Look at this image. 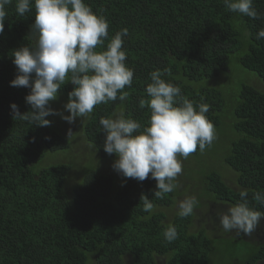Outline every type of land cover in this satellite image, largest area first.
<instances>
[{
	"label": "trees",
	"instance_id": "1",
	"mask_svg": "<svg viewBox=\"0 0 264 264\" xmlns=\"http://www.w3.org/2000/svg\"><path fill=\"white\" fill-rule=\"evenodd\" d=\"M85 3L106 17L110 38L128 28L123 47L134 77L131 87L122 90L126 93L123 101L118 93L116 101L95 106L90 118H79L80 133L70 138L65 125L57 124L60 116L47 117L52 121L49 127L13 118L12 103L21 114L31 110L25 102L30 89L12 87L10 82L17 75L12 52L35 44L31 33L35 8L21 17L15 11V0L6 6L8 15L0 34V264L264 261V219L250 236H237L223 232L217 216L218 211L240 201L241 189L249 190L250 206L264 211V205L252 199L255 191L264 192V91L244 84L236 104L227 106L221 91L198 85L203 80L226 78L223 73L233 54H238L237 62L245 70L264 81V38L256 39L264 28V0H254L262 14L255 20L230 12L223 0ZM237 23L248 32L243 40L245 34ZM156 69L170 71L164 78L179 85L189 100L210 106L207 116L216 130L210 146L204 151L198 147L182 161L178 188L163 199L154 197L155 180L139 182L108 170L107 164L117 157L104 151L105 136L99 124L101 117L110 116L120 106L126 116L147 126L150 110L147 106L141 109L140 100L149 98L145 89ZM72 90L68 83L59 92L66 103ZM51 107L63 111L55 100ZM57 153L66 155L64 163L39 167L47 156ZM90 160H94L92 166L87 165ZM142 194L156 205L151 219H144L149 214L142 211ZM186 195L197 196L199 204L193 215L181 218L176 214L177 202ZM169 223L178 232L172 242L164 237ZM227 237L232 238L228 243L232 259L220 246ZM238 256L242 259L236 260Z\"/></svg>",
	"mask_w": 264,
	"mask_h": 264
},
{
	"label": "clouds",
	"instance_id": "2",
	"mask_svg": "<svg viewBox=\"0 0 264 264\" xmlns=\"http://www.w3.org/2000/svg\"><path fill=\"white\" fill-rule=\"evenodd\" d=\"M12 2L0 0V34L4 33L8 15L6 6ZM223 3L230 12L250 19L262 16L254 0ZM33 5L35 21L31 33L35 44L12 52L17 75L10 82L12 87L30 89L25 102L31 110L21 114L18 105L12 103L13 118L27 120L36 127H49L52 121L47 117L60 116L71 125L77 118H90L95 106L116 101L118 93L123 101L126 93L122 90L131 87L134 77V69L126 64L127 52L123 47L128 28L110 38L108 20L94 12L85 0H15V11L23 17L32 11ZM261 38L264 28L256 34V39ZM165 72L170 75V71L160 69L150 73L151 82L145 89L149 98L140 100L141 109L147 106L150 110L147 126L126 116L120 106L99 121L105 136L104 151L117 157L113 169L125 179L155 180L156 199L177 190L182 161L198 147L204 151L216 138L214 124L207 116L210 106L185 97L179 85L164 78ZM68 83L73 90L68 93L63 111H58L51 107V102L58 99L62 86ZM67 134L72 136L71 128ZM248 192L241 189L239 202L217 212L224 232L250 236L264 219V211L250 206ZM252 199L264 205V192L255 191ZM141 202L142 211L149 214L144 219H151L156 205L146 194L141 195ZM198 204L197 196L186 195L177 202V216L193 215ZM164 237L169 242L177 239L174 224L167 225ZM260 263L264 261L257 264Z\"/></svg>",
	"mask_w": 264,
	"mask_h": 264
},
{
	"label": "rangeland",
	"instance_id": "3",
	"mask_svg": "<svg viewBox=\"0 0 264 264\" xmlns=\"http://www.w3.org/2000/svg\"><path fill=\"white\" fill-rule=\"evenodd\" d=\"M237 27L241 30L242 34H245L242 37V40L245 38V36L248 37V32L243 31L242 27L240 26L239 23H237ZM238 58V54H233L232 57L229 59V63H228V71L224 72V76L226 78H214V79H210V80H203L201 82H198V85L202 86V87H213L218 89L219 91L222 92L223 96H224V100L227 106H233L236 104V100L238 97V94L240 93L241 87L244 84H250L252 86H258L259 88H261L262 92L264 91V81L255 73L250 72L245 70L238 62L237 59ZM251 80V81H250ZM215 84L214 86H209V84L211 82H214ZM250 81V82H249ZM261 83V84H258ZM254 84V85H253ZM59 109H64V105L66 104V102L64 101V98L58 94V99L55 100ZM69 113L65 112V115H67ZM59 116H56V119ZM55 121V120H54ZM56 122V121H55ZM61 122V124L65 125L66 128V132H68V129L71 128L73 134H79L80 130H81V120L79 118H77L76 122L74 124H68L66 121H64L63 119H61V117H59L57 124L59 125V123ZM66 155L64 153H57V154H51L49 156H47L41 163L39 167H42L43 164L47 167L49 166H55V165H59L61 163H64V159H65ZM97 157V156H94ZM108 163V162H107ZM114 162H110L108 163V170L109 171H115L112 167ZM68 164V163H67ZM94 164V160H90V163L87 162L88 166H92ZM122 178V176H121ZM184 178V177H182ZM186 182H189V180L186 179ZM230 185H233L231 183H229ZM206 214V215H205ZM200 217H206L207 213H199ZM224 232V231H223ZM226 233V232H225ZM232 241L231 237H227L224 238L222 240V244L221 246V250H223V254H225V256L229 259H232V257L234 255H232V247H230L228 245V243H230ZM240 246H244V243H239ZM236 260H241L242 257L238 256L235 257ZM225 261L227 262V259H225ZM92 264H95L94 262ZM260 264H264V263H260Z\"/></svg>",
	"mask_w": 264,
	"mask_h": 264
}]
</instances>
